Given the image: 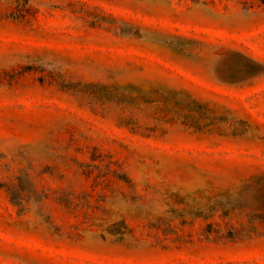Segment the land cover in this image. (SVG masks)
I'll use <instances>...</instances> for the list:
<instances>
[{
	"label": "rangeland",
	"instance_id": "obj_1",
	"mask_svg": "<svg viewBox=\"0 0 264 264\" xmlns=\"http://www.w3.org/2000/svg\"><path fill=\"white\" fill-rule=\"evenodd\" d=\"M0 264H264V0H0Z\"/></svg>",
	"mask_w": 264,
	"mask_h": 264
}]
</instances>
